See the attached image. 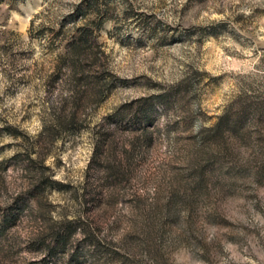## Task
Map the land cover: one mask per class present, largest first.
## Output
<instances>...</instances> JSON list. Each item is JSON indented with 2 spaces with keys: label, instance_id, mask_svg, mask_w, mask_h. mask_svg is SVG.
Returning a JSON list of instances; mask_svg holds the SVG:
<instances>
[{
  "label": "rangeland",
  "instance_id": "374dc122",
  "mask_svg": "<svg viewBox=\"0 0 264 264\" xmlns=\"http://www.w3.org/2000/svg\"><path fill=\"white\" fill-rule=\"evenodd\" d=\"M85 1L0 0V264H264V0Z\"/></svg>",
  "mask_w": 264,
  "mask_h": 264
},
{
  "label": "trees",
  "instance_id": "16d2710c",
  "mask_svg": "<svg viewBox=\"0 0 264 264\" xmlns=\"http://www.w3.org/2000/svg\"><path fill=\"white\" fill-rule=\"evenodd\" d=\"M85 5L88 6L87 0L85 1ZM90 32H91V29L88 28L86 25L80 27L79 28V32L74 34L73 40L68 43V52H73L74 51V53L78 57L79 55L77 53H79L82 50V46L83 45L87 44V41H88L87 37H88V34ZM221 118H219V120L216 122V127L215 128H217V129H219V127L221 125V123H220ZM94 147H95V149H94V155H95L98 152L100 147H99V145H96ZM69 231H70V229H68V232Z\"/></svg>",
  "mask_w": 264,
  "mask_h": 264
}]
</instances>
